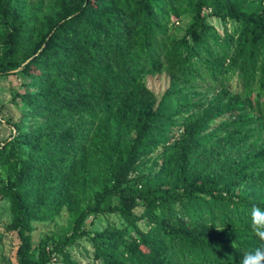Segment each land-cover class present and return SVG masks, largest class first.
Returning <instances> with one entry per match:
<instances>
[{"label": "trees", "instance_id": "1", "mask_svg": "<svg viewBox=\"0 0 264 264\" xmlns=\"http://www.w3.org/2000/svg\"><path fill=\"white\" fill-rule=\"evenodd\" d=\"M162 71L158 97L146 77ZM10 74L12 264H240L264 247V0H0ZM100 214L121 222L89 231Z\"/></svg>", "mask_w": 264, "mask_h": 264}, {"label": "rangeland", "instance_id": "2", "mask_svg": "<svg viewBox=\"0 0 264 264\" xmlns=\"http://www.w3.org/2000/svg\"><path fill=\"white\" fill-rule=\"evenodd\" d=\"M211 22L216 26L219 32H222V25L216 18H212ZM187 24V19L179 20L175 22L173 31L176 34H180ZM230 26V23H227ZM235 80V79H234ZM22 79L16 77L14 74L1 75L0 76V142L10 138L14 132L13 126L8 123V120H17L19 118V108L13 103L12 96L18 90H22L20 85ZM235 81H233L234 83ZM147 85L154 91L159 97L162 92L167 88L169 83V77L165 71L156 73L154 75H148L146 77ZM6 204L0 201V264H12L14 250L16 248L17 237L15 234L3 233V224L8 220V212L5 209ZM56 227L62 228L65 223V216L58 217ZM114 222L120 224V219L114 214H100L97 216H89L86 220V226L89 231L102 229L107 222ZM43 227L40 224H36V229L33 232V240L39 239L42 234ZM90 249L88 242L81 240L79 245H72L69 247L73 257L84 263L87 260L84 249ZM52 264H61L59 262H53Z\"/></svg>", "mask_w": 264, "mask_h": 264}, {"label": "clouds", "instance_id": "3", "mask_svg": "<svg viewBox=\"0 0 264 264\" xmlns=\"http://www.w3.org/2000/svg\"><path fill=\"white\" fill-rule=\"evenodd\" d=\"M250 217L253 233L261 241H264V209L253 204L250 209ZM240 264H264V247H258L255 251L244 253Z\"/></svg>", "mask_w": 264, "mask_h": 264}]
</instances>
